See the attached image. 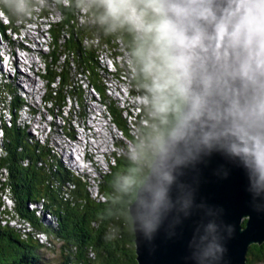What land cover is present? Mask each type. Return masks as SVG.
<instances>
[{
    "label": "water",
    "instance_id": "95a60500",
    "mask_svg": "<svg viewBox=\"0 0 264 264\" xmlns=\"http://www.w3.org/2000/svg\"><path fill=\"white\" fill-rule=\"evenodd\" d=\"M173 3L183 13L170 18L200 45L181 81L179 122L128 209L136 262L246 264L249 247L264 244V48L245 25L255 0ZM157 183L168 188L166 206L146 232L140 201Z\"/></svg>",
    "mask_w": 264,
    "mask_h": 264
},
{
    "label": "trees",
    "instance_id": "16d2710c",
    "mask_svg": "<svg viewBox=\"0 0 264 264\" xmlns=\"http://www.w3.org/2000/svg\"><path fill=\"white\" fill-rule=\"evenodd\" d=\"M48 1H36L37 7L29 12L28 19L23 23L2 17L6 22L3 24L0 20V35L7 38L6 32L18 33L32 22L31 17L35 14L46 20L48 11L45 8L56 4L61 19L46 23L47 33L51 37L49 46L53 51L45 54L44 61L51 64H45L46 73L40 75L47 87L44 104L59 108L64 107L66 99L83 98L78 80L72 77L74 67L90 88L101 95V102L112 117V123L131 143L133 151L113 154V164L108 166V173L101 174L98 179L97 191L101 200L95 199L88 195L87 183L62 168L57 156L49 154L47 145H41L29 137L26 139V129L16 124L15 113L10 127L5 126L2 119L0 171H6L7 175L5 180H0V192L9 198L12 208L3 206L0 209V264H137L128 209L136 198L138 188L145 182L163 140L179 122L184 100L175 90V85L162 92L157 91L155 83L158 71L154 69L150 73L145 70L150 59L159 63L155 57L149 56L153 48L150 34L144 32L143 38L137 40L132 25L127 22L115 28L101 26L97 23V11L92 0H70V3L65 0V4L61 3L63 0ZM36 9L39 13H36ZM83 9L85 22L81 24L79 14ZM93 34H98L103 41L121 38L132 54V66L135 67L130 91L132 96L140 95L145 99V104L132 107L139 110L138 115H129L132 129L137 131L135 135L131 134L132 129L122 117L123 110L106 95L103 72L94 47L84 43V39ZM61 38L64 39L63 43L60 42ZM66 43L69 45L66 46ZM67 55L71 61L66 59ZM4 86L6 92L0 98L1 108L18 112L23 99L14 87ZM2 174L0 172V177ZM65 183H69V199L66 201L62 193V190H67ZM28 205H39L42 216L47 213L48 216H44L53 217L55 226L44 225L37 210H30ZM10 219L28 230L10 227L6 224ZM39 233L51 239L50 246L38 243L34 237ZM58 242L59 246L56 247ZM56 250L58 259L55 260L43 253ZM262 260L264 244L251 245L246 264Z\"/></svg>",
    "mask_w": 264,
    "mask_h": 264
},
{
    "label": "rangeland",
    "instance_id": "374dc122",
    "mask_svg": "<svg viewBox=\"0 0 264 264\" xmlns=\"http://www.w3.org/2000/svg\"><path fill=\"white\" fill-rule=\"evenodd\" d=\"M47 3H51V0ZM61 3L65 4L66 1L63 0ZM45 9L48 11L46 20L39 18L35 14L31 17L32 22L27 23L28 25H25L19 33L10 34V32H6V39L0 35V98L6 92L4 85L17 89L24 104H26V109L19 112L18 117H20V120H17L16 124L22 125V122L28 124L29 128L25 130L26 139L29 137V139H35L41 145H47L49 154H55L62 168L73 170L71 172L74 177L85 181L88 185L86 187L88 195L96 199L100 197L97 191L98 179H100L101 174L108 173V166L113 164V154L122 155L126 150L129 152L133 151V148L131 143L112 123V117L108 115L106 107L101 102V95L90 88L88 82L78 75L74 67L71 71L72 77H76L75 79L78 80L80 88L83 90V98L80 100L66 99L64 107L61 106L59 108L44 104L43 97L47 87L46 81L40 75L46 73L45 64L50 63V61H44L45 54L53 51V48L49 46L51 45V37L47 32L45 33L44 29L48 28L46 23H55L61 19L56 4H52ZM36 13H39L37 9ZM81 13H83L82 10L79 14V21H82L83 18L82 24L85 22V15L83 14L82 17ZM0 20L5 24L6 21L2 16H0ZM98 37V34H93L84 39L85 45H92L95 49V39ZM44 41L47 44L49 43V45H42L41 42ZM63 41L64 39L61 38L60 42L63 43ZM65 45L68 46L69 44L66 43ZM23 55L26 57H23ZM102 56L104 55L102 54ZM27 57L34 64H31ZM108 58H99V61L109 70L110 75L116 76L117 73L114 72L116 69L114 57L113 59ZM66 59L71 61V57L68 55ZM63 60L62 58L61 61L63 62ZM8 62L11 64L7 66ZM111 63L114 66V70H111ZM118 69L121 72L123 71L121 66H118ZM102 77V82L106 87V95L119 109L123 110L122 117L126 119L128 127L132 129L133 124L131 125L129 115H138L139 110L133 108L135 105L139 106L140 101H142L141 97L132 96L127 87L124 88L118 84L105 81L111 78L107 73L103 72ZM110 85L116 89L113 91ZM0 111L5 115L9 114L7 110L4 112L1 109ZM8 118V115L4 116L6 122ZM136 132V129H132L131 134L135 135ZM68 160L70 161L69 163ZM0 172L3 173L0 180L3 181L7 173L6 171ZM98 199L101 200V198ZM0 202L2 203L0 209H3V206L7 209L12 208V202L1 192ZM28 207L30 209L33 208L31 205H28ZM44 215H47V213H43L42 217H45ZM46 220L48 224L55 226L53 217L52 219L46 217ZM41 221L45 225L43 219ZM1 224H4V222H1ZM6 224L10 227H21L22 230H28L26 226L13 219L8 220ZM57 245L55 246L57 247ZM43 253L47 258L58 259L57 250ZM255 264H264V260Z\"/></svg>",
    "mask_w": 264,
    "mask_h": 264
},
{
    "label": "clouds",
    "instance_id": "9594fccd",
    "mask_svg": "<svg viewBox=\"0 0 264 264\" xmlns=\"http://www.w3.org/2000/svg\"><path fill=\"white\" fill-rule=\"evenodd\" d=\"M92 4L97 11V23L101 26L115 28L127 22L150 34L153 48L149 56L155 57L159 63L150 59L145 70L158 71L157 91L162 92L175 85V90L183 94L181 81L188 73L193 50L200 45L199 36H187L183 27L170 18V14L180 16L183 9L173 0H92ZM36 7L35 0H0V16L23 23ZM254 9L246 10V29L260 40L264 48V0H255ZM256 165L260 179L264 180V151L257 152ZM165 179L171 182L170 177ZM167 197L168 188L163 183L145 189L139 217L146 232L153 230L161 208L166 206Z\"/></svg>",
    "mask_w": 264,
    "mask_h": 264
},
{
    "label": "built area",
    "instance_id": "2783aa9c",
    "mask_svg": "<svg viewBox=\"0 0 264 264\" xmlns=\"http://www.w3.org/2000/svg\"><path fill=\"white\" fill-rule=\"evenodd\" d=\"M87 3H88V1H87ZM82 12L83 13H81V15L83 17L84 9L82 10ZM82 21H83V18H82ZM132 28H133V31L135 34V38L137 40H139V32H142V31H138V28L133 26V25H132ZM94 46H95V51H96V55H97L96 59H97L98 64L101 68V71L104 73H107L109 76H111V78L107 81H109L110 83L119 85V83H121V81L116 80V76L110 75L109 70H107L106 67H104L103 63L99 61V54H113V52H121L122 53V60H119V63H125V68H127V72H128V62H131V61H129V50L126 48V45L122 42L121 38H119V37H114V38H111L110 40H107V41H103V40H101L100 37H98L95 39V45ZM115 89L116 88H113V91ZM4 122H5V124H4L5 126L11 125L10 122H6V121H4ZM1 139H2V131H0V140Z\"/></svg>",
    "mask_w": 264,
    "mask_h": 264
},
{
    "label": "bare ground",
    "instance_id": "6f19581e",
    "mask_svg": "<svg viewBox=\"0 0 264 264\" xmlns=\"http://www.w3.org/2000/svg\"><path fill=\"white\" fill-rule=\"evenodd\" d=\"M36 2V1H35ZM129 24V23H128ZM2 29V28H1ZM44 31H45V29H44ZM138 31H141L140 29H138ZM143 35H144V31H142V32H139V40L140 39H142L143 38ZM46 36V35H45ZM26 41H28L27 39H26ZM133 41V40H132ZM10 52H11V50H10ZM9 51H8V53H10ZM25 52V51H24ZM11 54V53H10ZM25 55V54H24ZM23 55V57H26V56H24ZM104 56H102V54H99V58H101V59H105V58H111V59H113V57H114V66H115V71L114 72H116L117 73V75H116V80H118V81H121V83H119V85L120 86H122V87H124V88H128L129 89V92H131L130 91V89H131V80L133 79L132 77H133V67H135V66H132V59H131V56L130 55H132V54H130L129 53V61H131V62H128V72H127V68H125V63H119V60H122V53L121 52H113V54H103ZM108 58V59H109ZM25 59V58H24ZM27 59H29L28 57H27ZM29 62H31V59H29L28 60ZM110 61V60H109ZM110 63V62H109ZM9 64H11L10 62H8L7 63V66L9 65ZM25 64H27V63H25ZM31 64H34L33 62H31ZM28 65V64H27ZM111 65V70H114V66L112 65V63L110 64ZM118 66H121V68H122V72L120 71V69H118ZM136 69V68H135ZM151 73V72H150ZM137 74V73H136ZM152 75V74H151ZM3 77H2V75H1V79H2ZM132 78V79H131ZM155 79V78H154ZM136 84V83H135ZM111 86V85H110ZM112 87V86H111ZM112 90H113V87H112ZM132 93V92H131ZM121 94V93H120ZM139 97H141V99H142V101H140L141 103L139 104V105H142L144 102H145V99L142 97V96H140L139 95ZM138 105H136V107H137ZM140 108H141V106H140ZM18 110V109H17ZM20 110H21V108L18 110V112H20ZM9 116V118H8V121L7 122H10V123H12L11 122V116H10V114L8 115ZM1 141V140H0ZM2 151V150H1ZM71 158V157H70ZM72 159V158H71ZM70 159V161H72ZM69 160H68V162H70ZM73 163V162H72ZM96 166V165H95ZM48 179V178H47ZM80 192V191H79ZM67 205V204H66ZM79 205V204H78ZM40 246V245H39Z\"/></svg>",
    "mask_w": 264,
    "mask_h": 264
}]
</instances>
